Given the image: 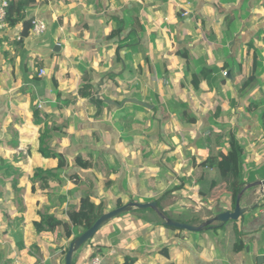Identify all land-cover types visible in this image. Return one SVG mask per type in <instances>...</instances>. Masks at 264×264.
<instances>
[{
  "label": "crops",
  "instance_id": "0c3cea01",
  "mask_svg": "<svg viewBox=\"0 0 264 264\" xmlns=\"http://www.w3.org/2000/svg\"><path fill=\"white\" fill-rule=\"evenodd\" d=\"M34 18L46 25L41 36L21 38L22 24L0 32V264H64L71 239L63 228L37 233L33 222L68 221L84 195L103 213L156 202L192 226L233 211L218 172L200 165L227 152L230 134L244 150L246 186L264 181V0H35L25 9ZM85 82L113 104L83 97ZM44 130L45 146L65 160L61 170L38 152ZM76 156L92 163L81 171L98 164L100 176H86L88 190H49ZM239 205L236 221L198 232L132 208L102 226L73 264L94 256L101 264L127 256L134 264H264L260 188L246 189Z\"/></svg>",
  "mask_w": 264,
  "mask_h": 264
},
{
  "label": "trees",
  "instance_id": "16d2710c",
  "mask_svg": "<svg viewBox=\"0 0 264 264\" xmlns=\"http://www.w3.org/2000/svg\"><path fill=\"white\" fill-rule=\"evenodd\" d=\"M35 0H9L8 8L6 11L5 22L8 28H14L18 24H22V31L19 33L21 38L28 35L31 29V19H25V9L30 5L34 4ZM133 35H131L132 37ZM216 72L217 70H210ZM201 73L205 75V70L202 69ZM203 76V75H202ZM204 77V76H203ZM246 85V83L244 84ZM53 86L57 89L58 83L53 80ZM93 86L89 82H85L82 88L79 89V93L83 97H88L90 101L96 106H106L103 102V98H95L91 96ZM57 97L60 96L59 92L55 94ZM34 116H38L37 110L33 111ZM264 117V111L262 113ZM47 131L44 130L39 136V154L47 159H53L57 161V170H61L65 167L66 163L60 153L55 152L51 148L45 146V139L47 138ZM227 152L220 153L217 157H210L200 162L201 166H206L215 169L219 175V184L223 186L225 190L224 195L229 196L233 204L240 192L245 188L246 182L243 180L242 164L244 159L243 147L239 144L238 140L234 135L230 134L227 139ZM75 164L83 170L91 169L92 163L85 161L81 156H76ZM41 174L40 171L35 172V177ZM50 177H55L52 172H47ZM41 176V175H40ZM75 178L77 175H73ZM217 182H213L210 185L209 190L216 188ZM93 188L92 182L89 185V190ZM16 190V185L13 187ZM34 190V189H33ZM150 210V209H147ZM98 206L91 201L89 195H84L79 200V206L76 210L68 212V221L62 222L52 215H40L38 221L33 222L34 229L37 233L54 232L58 227H62L64 235L67 239H71V242L75 240L82 232L89 229L96 219L102 215ZM164 215V214H163ZM211 227V226H209ZM208 226L206 228H209ZM170 228V227H167ZM92 239V238H91ZM90 239V240H91ZM88 240L86 243H88ZM85 243V244H86ZM84 244V245H85ZM234 251L237 252L241 249V244L237 240L233 247ZM68 248L64 249V254ZM135 259L133 257H125L122 264H134ZM73 264V259H72Z\"/></svg>",
  "mask_w": 264,
  "mask_h": 264
},
{
  "label": "water",
  "instance_id": "95a60500",
  "mask_svg": "<svg viewBox=\"0 0 264 264\" xmlns=\"http://www.w3.org/2000/svg\"><path fill=\"white\" fill-rule=\"evenodd\" d=\"M226 77L229 78L228 72L226 73ZM124 102H132V103L142 105V103H139L137 100H134V99H128V100H125ZM106 103L113 104V102L111 101H106ZM122 105L123 104H120L119 106H122ZM255 186H258L260 188V193L264 194V181H259L253 184H248L237 196L233 211H225V212L218 213L217 215L208 219L207 221H205L199 226L188 225V224L177 222L175 220L165 217L158 210L156 202H148V203L130 202L126 205L120 206L116 209H113L109 212H106L100 215L89 229L82 232L80 236H78L75 240H73L69 244L68 250L66 251L65 256H64V264H72L73 254L77 252L88 240H90L101 229V227L104 226L108 221L116 218L117 216L121 215L124 212L130 211L132 208L139 209V210L151 209L155 211L156 214L163 220V225L166 227L176 228V229L186 230V231H192V232H198L206 228L212 223H216V222L226 223L228 221H236L238 218H240L245 212V210L242 209L239 205L240 197L246 189L250 187H255Z\"/></svg>",
  "mask_w": 264,
  "mask_h": 264
},
{
  "label": "rangeland",
  "instance_id": "374dc122",
  "mask_svg": "<svg viewBox=\"0 0 264 264\" xmlns=\"http://www.w3.org/2000/svg\"><path fill=\"white\" fill-rule=\"evenodd\" d=\"M104 95H106V96L111 95V92L107 90V92H105ZM172 162L169 165H172V167L174 169H176L178 162L177 161H175L173 163ZM71 163H70V167L66 168L67 173L64 174V180H62V182H55V183L53 182L54 183L53 187L52 188L50 187L49 190H88V182H87L88 178L86 176H90L91 174H94V177H95V175L100 176L98 164L95 165L93 172L90 173V171H81L78 166H76L73 162H71ZM21 165L25 168L23 163H21ZM166 167L163 165L162 169H164L166 171L167 170ZM74 172H76V173H74ZM73 174H76L77 177L75 178L73 176ZM106 174L108 176L109 173L106 172ZM106 174L104 175L105 179H107ZM17 179H18L17 176H14V180L17 181ZM169 182H172V181H169ZM94 189L95 190H105L104 186H100V182L99 181L97 182V180L94 183ZM1 190H4L3 187ZM19 190H26V188L22 187ZM124 213H122V214H124Z\"/></svg>",
  "mask_w": 264,
  "mask_h": 264
},
{
  "label": "built area",
  "instance_id": "2783aa9c",
  "mask_svg": "<svg viewBox=\"0 0 264 264\" xmlns=\"http://www.w3.org/2000/svg\"><path fill=\"white\" fill-rule=\"evenodd\" d=\"M9 0H0V32H2L6 27L5 17H6V11L8 8ZM46 30L45 23L37 18L32 19L31 21V29L30 33L32 35L38 37L41 36ZM40 75H43L44 72L41 70L39 72ZM262 198H264V194H261ZM89 264H101V257L100 256H94L90 259Z\"/></svg>",
  "mask_w": 264,
  "mask_h": 264
}]
</instances>
